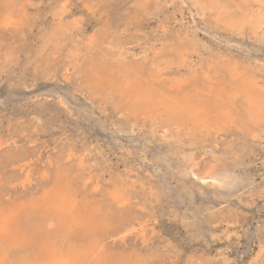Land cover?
Returning <instances> with one entry per match:
<instances>
[{"label": "rangeland", "instance_id": "rangeland-1", "mask_svg": "<svg viewBox=\"0 0 264 264\" xmlns=\"http://www.w3.org/2000/svg\"><path fill=\"white\" fill-rule=\"evenodd\" d=\"M263 37V0H0V206L103 207L89 264H264V112L241 97L264 101ZM123 71L201 120L132 113ZM1 241L7 264L41 252Z\"/></svg>", "mask_w": 264, "mask_h": 264}, {"label": "bare ground", "instance_id": "bare-ground-1", "mask_svg": "<svg viewBox=\"0 0 264 264\" xmlns=\"http://www.w3.org/2000/svg\"><path fill=\"white\" fill-rule=\"evenodd\" d=\"M124 72L125 71H123V73ZM124 74H123L124 76L121 75L122 79L118 83H116L117 87L115 86L114 89L116 88L117 89L116 91L119 94H122L121 96H123V99H122V97H121V99L122 100L125 99V101H127L128 109L131 110L132 113L136 112L137 114H139L138 111H150V110L156 109L157 107H160L161 110L166 113V116L169 118L168 120H170L171 122H174V123L179 122L181 120H182L181 122H183V120H185V121L187 120L188 122L190 121L193 124H195V123L197 124L201 120V114L204 110L202 112H198V111H200V108L197 104L199 103L200 100L198 102L196 100L197 103L195 104L193 102L195 100H192L194 95H193V97L191 95V97H190L191 99L188 97H186L187 99H184V97H182L183 99L182 98H175V96L173 98H169V97H166L167 95H165V96L160 95L157 92H153V90H150L149 88L144 89L142 87L143 88V90H142L140 88V84H139L140 82L137 83L134 80L136 76L134 77L132 72H127ZM136 74L134 73V75H136ZM111 86H112V84H111ZM245 86L247 87V90H248L247 93H249L250 95L253 94L252 96H250L249 94L247 95V93H245L247 91L246 88L241 89V90L245 89L244 90V96H241V97H242V100L244 101L245 106H246V114H247V117L249 118V119L248 118L247 119L250 121H258L259 120L258 119L259 114L264 112V101L259 96L257 97L254 95L253 89H252L253 92H251V90L249 92L248 83H246ZM240 92H242V93H240ZM239 93L242 95L243 91H239ZM115 94L117 95V93H115ZM240 94L238 96H240ZM236 98H237V96H236ZM126 108H127V106H126ZM202 109H204L203 106H202ZM144 114H146V113H144ZM195 118H196V120H195ZM170 121H168V123H171ZM32 151L33 150H31V152ZM59 152H61V151H59ZM84 164H85V162H84ZM67 171L68 170H66L65 172H67ZM53 175H55V174H53ZM193 176H195V175H193ZM3 177H5V176H3ZM49 178H50V176H49ZM12 179H13V177H12ZM33 199H34V197H33ZM96 207H98V206H95V209H93L92 207H89V206H87V208H86V207H83V205H81V207H80L79 204L77 203L76 199H75V195L70 190H67V189H61V190L55 191V192L53 191V193L51 192L48 196H45V198L43 199V201L41 203L34 204L31 206L24 205V206H21V208H18L17 210H13V211L12 210H6L5 207L0 206V243L3 244V241H1V240H4V241H6V243H8L7 246L10 248H12V247L15 248L17 246L18 247L19 246L24 247L25 245L28 244L27 241H29L33 244H36V245H37V243L41 244V247H38L39 249L41 248L40 249L41 252L39 251L40 253L38 254V257L35 259L37 261L25 259L19 264H89L92 259L94 260L95 258L103 257V255L105 254V253L103 254V251H102V248L104 246L101 249H99L100 247L96 246L94 244V241L98 239L97 235L101 232L100 229L102 228V225L105 223L109 224V219H108L109 216L106 217L105 215H103L104 213H102V211H101L103 207H100L101 210H99L100 208L96 209ZM6 208H7V206H6ZM90 208H92V209H90ZM128 213H129V211H128ZM34 217H36V218H34ZM118 217L119 216H117V218ZM33 218L36 219V221H39V223L37 224V227H33L34 224H32V227L34 229V234L32 235V234H30L31 232L28 233L27 230H25V228L30 229V227H24L25 226L24 224L28 223L29 219H33ZM114 218H116V217H114ZM121 218H123V217H120V219ZM136 218H138V217H136ZM131 220H132V218H131ZM118 222H120V220ZM33 223H34V220H33ZM35 223H37V222H35ZM112 223L116 224V222H112ZM28 225L29 224H27V226ZM129 225H131V223ZM133 225H135V224H133ZM108 226H110V224ZM122 227L120 226V229ZM114 228H113V230H114ZM104 229H106V228L104 227ZM118 229H119V227H118ZM118 229H116V230L118 231ZM113 230L111 232H113ZM123 243H124V241H123ZM97 244L100 245L99 243H97ZM3 248H4V246H3ZM0 249H1L0 250V264H7V260H8L7 254H6V252L2 251V247H0ZM17 249L20 250V248H17ZM30 249L33 250V247L31 246ZM22 250L24 251L25 249H22ZM5 251H7V250H5ZM26 251H28V250L26 249ZM104 251H105V249H104ZM118 257H119L118 259H120L121 256H118ZM113 258L116 259V256L114 255ZM95 260L97 263L98 260L97 259H95ZM107 261H109V259ZM119 261L116 264L121 263ZM128 261H130V260H128ZM32 262H34V263H32ZM99 262H103V260H99ZM127 262L125 264H127ZM130 262L134 263V261H130ZM130 262H129V264H130ZM96 263H94V264H96ZM10 264H12V263H10Z\"/></svg>", "mask_w": 264, "mask_h": 264}]
</instances>
